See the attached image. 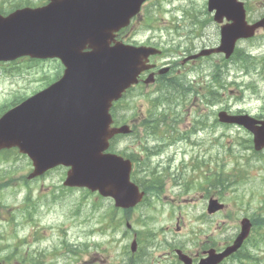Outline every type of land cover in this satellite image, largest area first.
Segmentation results:
<instances>
[{
  "label": "rangeland",
  "instance_id": "1",
  "mask_svg": "<svg viewBox=\"0 0 264 264\" xmlns=\"http://www.w3.org/2000/svg\"><path fill=\"white\" fill-rule=\"evenodd\" d=\"M180 1L183 4L191 2V6L200 7V9L205 4V0H160V2L152 0V4L158 6L157 9L153 7L149 10L152 11V17H156L152 19V22L155 25H161L162 30L184 26L185 29H180V35L183 31L187 33L200 31L206 41L217 40L219 26L203 12H199L198 18L195 19L189 17L180 19L183 15ZM246 1L249 20L258 19L264 14V0ZM141 16L144 18L136 22L138 32H141L142 26L139 24L145 19V11ZM185 36H180L182 46L186 43L190 44L184 39ZM236 45L240 50L245 49L257 56L255 68H264V34L261 30L254 37L238 41ZM22 61L10 64L0 63V107L11 101L16 94H31L30 91L40 83L35 79L43 73L54 71V62L52 61H34L33 63ZM213 63L219 64L226 75L224 88H219L221 96L216 94L215 101L211 105L199 103L201 111H197L198 106L194 110L190 105L182 108L177 104L173 106V103L170 102V111L164 114L166 120L159 124V126L166 124V129H161L160 133L173 136L180 133L182 136V132L192 127L191 122L195 117L207 114L208 123H211L215 119L216 112L227 104L232 111L239 108L248 110L251 114L260 112L264 98V77L262 73H257V69L254 70V67L250 68L253 72L246 77L233 62L225 65L222 59L215 57L210 60H202L196 67L197 72L190 69L189 71L193 70V72L189 73L188 79L196 78L201 81ZM232 82H236L238 86ZM248 82L254 83L259 96L246 86ZM152 89L145 85L132 89L127 97V103L125 100L123 101L124 108L119 109L118 112L130 115L136 110L139 117L143 119L148 106H153L150 103L151 98L158 92L157 90L150 92ZM228 90H234V93L229 95ZM238 95L241 96L240 99H237ZM172 108L176 115L173 117L174 119L171 116ZM172 120H177L176 124L172 125ZM142 131L143 128H140V134L134 138L118 137L114 140L113 150H124L125 152L128 150L140 154L138 153L140 151L138 142L142 141L147 144V140L149 147H153L155 145L154 138L150 136L142 138ZM246 138L245 131L238 127L226 128L218 125L214 126L212 130H199L195 135H191L189 142H197L198 144L195 146L182 141L165 147L160 156L151 155L150 163L152 167L158 164L157 172H160V169L168 163L170 167L174 168L179 163L181 164V160L189 163L194 156H198L205 162H210L209 166L216 168L215 172L237 171L230 187L223 191L222 202L226 205L221 213H217L214 223L197 220V216L204 209L205 184L199 187L196 177L192 175L193 172L189 167H186L181 179L191 182L192 186L187 193L180 194L178 213L177 208L172 209V213H170L171 209L166 205H156V198L152 197L151 201L153 206L156 205L155 207L149 206L150 203L147 202L132 208L128 216L123 212H117L116 219L124 218L120 230H118V225L114 224L111 227L110 224H106V222L112 223L109 213L113 210V202L110 198H101L96 193L90 195L84 189H66L64 191L61 187L58 189V185L65 177L66 168L57 167L42 174L43 176L28 179L26 175L32 166L26 156L17 151L9 155L0 152L3 158L0 160V183L10 181L9 186L5 185L3 188L0 186V256L10 254L12 251L23 254L25 258L29 257V254H34L45 264H129L131 261V264H168L167 261L152 262V259L145 257L143 253L129 261L131 252L129 247L124 246L128 240L127 235L122 234L126 222L132 225L133 233L136 234H140L142 230L147 231V228H159L160 233L167 228L176 230V233L170 236L171 246L189 245L203 239L205 232H210L206 238L214 244V247L221 249L235 238L236 226H239V219L242 216H249L258 211L264 215V149L262 150L263 154L253 157L251 151L244 149L239 144L242 142L241 139ZM245 155L251 157L252 161L251 159L245 160ZM5 157L7 159H4ZM138 169L135 176L139 177L145 174L146 169L141 167ZM184 177L191 178L192 181ZM163 184L164 191L161 196L168 193L172 195L175 190L184 189L183 186L174 187L166 177L163 179ZM218 188H216L217 193ZM56 189H58V193ZM82 193L87 195L84 196ZM58 194L60 196H57ZM205 224H210V226ZM90 228L95 230L93 234L90 233L92 231L89 230ZM99 228L103 230L100 231ZM261 233H264V230H261ZM62 241L71 246L72 252L69 246L66 248V252L64 251ZM89 243L94 245L90 246ZM240 249L233 258L226 260L225 264H264V236L260 238L251 236L244 247ZM247 251L252 252L255 258H244ZM92 255H94L93 258ZM0 264L28 263H21L14 259L3 262L0 257Z\"/></svg>",
  "mask_w": 264,
  "mask_h": 264
},
{
  "label": "water",
  "instance_id": "2",
  "mask_svg": "<svg viewBox=\"0 0 264 264\" xmlns=\"http://www.w3.org/2000/svg\"><path fill=\"white\" fill-rule=\"evenodd\" d=\"M56 1L58 5L29 11L27 16L18 12L15 17L0 19V60L29 54L59 57L64 64L63 75L57 82L0 118V148L17 146L20 152L27 153L34 166L29 177L58 164L71 166L65 185L97 186L102 192L113 194L118 204H132L131 194L137 189L128 181L129 162L101 152L109 137L127 131L125 127H109L108 109L112 100L136 81L145 67L142 59L153 52L147 47L122 43L110 46L108 38L112 31L128 24L143 0H109L112 3L108 6L99 0H88L89 26L87 37H83L90 41L91 50L79 56L76 52L80 47L75 46L78 33L70 27H76L84 11L82 16L80 9L71 11V5L66 3L72 0ZM98 7L102 12H98ZM212 8L216 9L217 21L223 15L231 20L221 27V45L216 49L226 56L232 52L237 38L251 36L260 25L264 28V18L247 25L242 5L236 0H209L208 9ZM222 120L240 123L254 131L256 146L264 143V121L255 130L256 120L246 115ZM218 207L211 205L208 210ZM242 224L233 245L217 261L240 246L246 231ZM200 264L213 263L207 259Z\"/></svg>",
  "mask_w": 264,
  "mask_h": 264
},
{
  "label": "flooded vegetation",
  "instance_id": "3",
  "mask_svg": "<svg viewBox=\"0 0 264 264\" xmlns=\"http://www.w3.org/2000/svg\"><path fill=\"white\" fill-rule=\"evenodd\" d=\"M9 1H15V0H9ZM33 2H35V3L31 4L30 0H17L12 9L23 8V7H27V6L38 7V6L46 4L47 0H33ZM145 3H146V5L151 6L152 0H146ZM139 18H140L139 15L136 16L132 22L138 20ZM149 27H150V29H152L153 26L149 25ZM128 31L130 33L135 31V25H131L128 28ZM154 31H156V30H154ZM198 34H199L198 32H197V34H195V36H194L195 39H197L199 37ZM127 36L128 35H126L124 37H127ZM124 37H121V35H117L118 40H121ZM137 41H139V42H137ZM140 41L142 42V44L161 45V46H164L165 48H164L162 55L151 56L149 58L148 64H152V66L148 70L142 72V74L139 78V82L136 86L138 87V86L145 85L148 87H152L153 89L151 91L157 90V91H160V92L166 93V94L170 93L169 95H171V93H172L174 95L179 96L178 101L180 102V91H182V89L180 88V77L184 76L187 72H189L190 69L196 68V66L199 64V61L202 59H205L206 57H198L195 59L190 58V56L196 50L188 51V50H185L187 47L180 45V33L179 32L171 33L170 31L163 30L162 32H157L156 35L150 34L147 38H145L143 40L142 39L137 40L135 37H131V42H135L137 44V43H140ZM175 41H176V43H174ZM188 47H190V46H188ZM181 48H184V49H181ZM219 58L221 59V56ZM161 69H162V72L159 73V71ZM150 74H152L153 81L149 84H144L143 79L146 76H149ZM169 83H170V85H169ZM211 86H212V84H210L209 88ZM202 87H204V89L201 88V91L205 92V90L207 89L208 86L204 82ZM179 105H180V103H179ZM129 120H130L129 122L131 124L132 135L135 136V135H137V133H140L139 129L142 128V126L137 121V116L131 117V118H129ZM206 243H207V246L205 243H198L195 251H187V253L191 256L192 261L194 263H196L201 257L204 256V251L207 248L212 247V246L214 247V244L210 240L207 241ZM214 248H216V247H214Z\"/></svg>",
  "mask_w": 264,
  "mask_h": 264
},
{
  "label": "trees",
  "instance_id": "4",
  "mask_svg": "<svg viewBox=\"0 0 264 264\" xmlns=\"http://www.w3.org/2000/svg\"><path fill=\"white\" fill-rule=\"evenodd\" d=\"M248 67H256V64H255L254 58L249 57V56H248ZM247 69L249 70L250 68H247ZM48 80H49V79H48ZM144 123L147 124V123H146V120H145ZM223 180H224V178H222L221 176H218L217 179H216V182H217V184H218V183L220 184ZM159 185H160L159 181H157V180H153V181H151V182L148 184V187L159 186ZM221 187H224V185H222ZM13 257H16V255L14 254V251H12L8 256H6V257L4 258V260L9 261V259H11V258H13Z\"/></svg>",
  "mask_w": 264,
  "mask_h": 264
},
{
  "label": "bare ground",
  "instance_id": "5",
  "mask_svg": "<svg viewBox=\"0 0 264 264\" xmlns=\"http://www.w3.org/2000/svg\"><path fill=\"white\" fill-rule=\"evenodd\" d=\"M171 81H172V80H171ZM169 82H170V81H169ZM175 84H176V83H175ZM167 85H168V84H167ZM169 85H170V83H169ZM173 85H174V84H173ZM173 85H172V86H173ZM174 88H175V87H174ZM168 90H169V89H168ZM175 90H176V89H175ZM171 92H172V91H171ZM169 94H170V93H169ZM171 94H172V93H171ZM178 97H179V96H178ZM179 103H180V102H179ZM49 233H50V232H49ZM49 236H50V234H49Z\"/></svg>",
  "mask_w": 264,
  "mask_h": 264
}]
</instances>
